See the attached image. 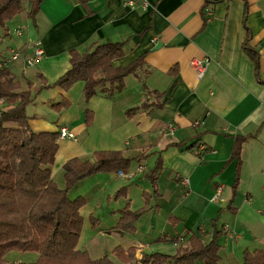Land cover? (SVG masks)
Instances as JSON below:
<instances>
[{
  "label": "crops",
  "instance_id": "crops-1",
  "mask_svg": "<svg viewBox=\"0 0 264 264\" xmlns=\"http://www.w3.org/2000/svg\"><path fill=\"white\" fill-rule=\"evenodd\" d=\"M128 1L42 0L35 25L23 9L1 35L8 39L6 53L18 48L27 55L37 40L43 47L44 55L34 66L26 67L22 59L7 63L22 89L30 84V90L33 80L27 74L34 70L38 79L42 75L47 83H54L69 67V51H83L95 42L127 39L125 53L115 58L113 65L126 66L142 56L148 69L146 74L142 67L137 76H127L122 89L113 95L98 92L88 101L82 93L83 82L77 81L73 85H77V98L81 94V106L72 103L69 91L73 85L61 90L70 103L63 112L56 110L60 112L58 121L47 128L67 126L76 135L78 148L59 145L52 177L54 167L56 172L63 171L64 163L72 157L93 161L94 151L100 149L139 156L140 161L133 160L121 170L133 171L142 163L147 171L155 170L157 177L158 195H151L147 171L131 178L119 176L117 170L99 172L79 181L70 193L84 195L83 183H88L109 199L126 187L122 207L129 203L130 209L138 212L135 229L145 226L140 228L145 233L115 230L120 208L109 216L107 227H99L97 221L92 225L90 220L84 231L82 226L78 247L86 249L92 259L116 246H136V257L147 251L173 254L185 239L165 241L157 239L159 235L176 237L190 229L207 242L217 229L222 232L221 264H240L243 249L264 248V82L260 81L264 80V0H221L209 4L205 15V0H147L146 8L143 0H131L132 5ZM244 5L250 44L259 56L258 74L241 47ZM14 29H21V34ZM157 43L161 46L154 49ZM193 57L207 59L200 78L189 64ZM143 84L150 91L163 93V105L150 113L128 112L143 102ZM48 89L39 88L44 93ZM146 97L152 99L151 94ZM48 98L45 94L42 100ZM86 106L93 111L90 125L84 123ZM237 136L246 137L240 144L238 164L231 158ZM195 140L197 145L186 149ZM203 148L208 151L197 154ZM117 177L125 180L110 183ZM219 187L221 200H212ZM133 192L139 197L135 202ZM84 196L87 203L81 214L89 204V197ZM195 264L203 262L198 259Z\"/></svg>",
  "mask_w": 264,
  "mask_h": 264
},
{
  "label": "trees",
  "instance_id": "trees-1",
  "mask_svg": "<svg viewBox=\"0 0 264 264\" xmlns=\"http://www.w3.org/2000/svg\"><path fill=\"white\" fill-rule=\"evenodd\" d=\"M221 0H205L203 13L207 6ZM28 3L26 15L32 25L36 24V14L42 0H0V25L12 20ZM247 7L244 5L242 23L244 38L241 47L254 64L255 73L259 71L257 50L250 44L251 32L246 25ZM127 39L117 42H95L83 51H69V67L54 83L49 84L39 75L41 88L57 86L68 90L77 81L83 82L82 93L88 101L96 93L113 95L122 89L124 80L129 75L137 76L143 67V74L148 72L143 57L140 56L126 66H114L112 61L121 57L126 51ZM0 59V264H115L108 254L98 258L89 257L86 250L78 247L83 224L81 208L87 203L84 195L70 196V191L81 180L99 172L127 169L133 160L140 157H128L121 150L100 149L94 151L93 161L72 157L63 165V186L59 187L52 177L51 167L58 151V129L33 131L29 124L30 116L26 107L31 102L29 85L22 89ZM175 70V68H171ZM264 82V80H260ZM145 97L143 102L128 112L142 110L148 113L163 105L162 92L148 90L143 84ZM151 94V98L146 95ZM63 98L51 104L55 110L69 105ZM93 111L84 108V123L90 125ZM245 136L234 138L231 158L238 164L241 142ZM198 140L186 146L193 149ZM203 148L200 152H207ZM237 169V168H236ZM155 170H148L145 176L151 180V195H158ZM237 182V174L233 187ZM126 187H120L113 197H125ZM147 198L146 192H143ZM172 217V216H171ZM138 212L130 209L126 203L120 210V216L113 227L117 231L132 232ZM170 219V218H169ZM89 220L94 225L97 218L92 215ZM222 232L214 229L210 240L203 242L199 234L190 229L182 235L168 237L159 235L157 239L177 242L185 239L186 249L179 248L173 254L158 251L142 252L135 259L136 246L122 248L116 246L110 255L123 263L141 264H195L201 259L203 264H221L220 237ZM168 239V240H167ZM35 252L34 261L8 262L4 256L7 252ZM240 264H264V248H245L241 253Z\"/></svg>",
  "mask_w": 264,
  "mask_h": 264
},
{
  "label": "rangeland",
  "instance_id": "rangeland-1",
  "mask_svg": "<svg viewBox=\"0 0 264 264\" xmlns=\"http://www.w3.org/2000/svg\"><path fill=\"white\" fill-rule=\"evenodd\" d=\"M27 8H28V3L24 2V9H27ZM23 13H24V11H22V14ZM6 26H8L10 28L9 21L0 25V59H4V58H2L3 56H1V53L3 55H5V59L10 56L9 53H6V51L8 49L5 47L6 43H8V39L7 38L4 39L1 37L2 32L5 31ZM10 30H9V34L14 35L13 32H15V30H17V29H14L12 33L10 32ZM18 30L21 31V29H18ZM36 72H37V70H34V71L29 72L27 74V77L33 80V84L30 87L32 100L27 105L26 111H27V114L30 116L29 123H30L31 129L33 131H42V130L50 129V128H47V126H49V125L54 126L55 123H57L58 114L60 112L53 109L51 107V104L61 101L63 98H65V96L63 95V93L61 91L62 89H60L57 86L52 87V88H54L53 90H52V88H49L46 91V93H44L43 91H40L39 88H40L41 83H40L38 77L35 75ZM76 86L77 85H73L71 87L69 93L72 92V103H73V105L76 106L78 104L81 106L83 104V101H80L81 94L78 96V98L75 94V91L77 90ZM23 87L24 88L26 87L25 82H23ZM58 91L61 93H58ZM45 94H47L49 96V98L47 100H42V97ZM63 110H65V108L61 109L60 111L63 112ZM38 129H41V130H38ZM81 136H82V134H81ZM58 143L61 146V148L64 145H66L71 150H76L78 148V145L72 139H66L63 141H58ZM53 171H54V177L53 178H54L55 182L57 183V185L59 187H62L63 186L62 171L59 170V172H56L55 167L53 168ZM146 171H147V168H146ZM143 173H145V172H143ZM121 179H124V178H121ZM121 179H120V177L114 178L110 181V183L112 181L113 182L121 181ZM83 186H84L83 187V191H84L83 194L89 197V199H88L89 204L87 206H85L84 207L85 209L83 208L84 210L82 211V215L85 218L84 224H82L83 231H84V226L86 224H89L88 213L91 211L92 208H93V211H92L93 217L98 219V221H97L98 224L101 222V224H99L100 225L99 227H101V228L107 227V225L109 223L108 222L109 216L116 213L118 209L122 208V206H123L122 197L115 199L113 197V194H114L113 193L109 197V199H106V193L105 192H102V191H99L95 188L89 187L88 183H83ZM132 189H133V187H132ZM70 196H74L73 191L70 193ZM133 198H134V202H135L139 197L137 194L134 193ZM216 201H218V200H216ZM112 209H115L114 212L112 211ZM144 218L145 217H143V219ZM141 227L145 228V226H141ZM141 227L136 226V229H135L136 234H138V233L144 234L145 233L143 230H140ZM179 240L181 241V239H179ZM186 246H187V244H186V242H184L182 245V249L185 250ZM79 248L86 250V249L81 248V247H79ZM147 252H150V251H147ZM108 255L111 258L110 253H108ZM36 257H37V253H35V252H19V251L7 252L4 256V258L8 262H15V263H18L21 261H23V262L34 261L36 259ZM140 257H141V255L138 257L135 256V259H139ZM93 259H95V258H93ZM114 260L116 261L117 264H126L123 262H119L117 259H114ZM137 262L138 261H136L133 264H138Z\"/></svg>",
  "mask_w": 264,
  "mask_h": 264
},
{
  "label": "built area",
  "instance_id": "built-area-1",
  "mask_svg": "<svg viewBox=\"0 0 264 264\" xmlns=\"http://www.w3.org/2000/svg\"><path fill=\"white\" fill-rule=\"evenodd\" d=\"M127 3L132 5L131 0H129ZM142 6H143V8H146L147 0L142 1ZM15 33L20 35L21 31L17 29V30H15ZM9 55L10 56L3 61L2 65H7L8 62H11V61L13 62V61H17L19 59H22L24 61V65L26 67H30V66H34L35 64H37V62H39L42 59V57L44 55V50H43V47L41 45V42L39 40H37L34 42L32 50L30 51L29 54L24 55L23 50L18 49V48H9ZM189 64H190L191 68L195 71V74L197 75V77L200 78L203 76V74L206 71L207 59L205 57H202V58L193 57L190 60ZM0 104H2V99H0ZM168 128L172 129L173 128L172 124H169ZM58 139L76 140V135L73 132H71L67 126H60L58 128ZM143 172H146V166L139 163L134 167L133 171L132 170H129V171L118 170L117 174L119 176L131 178L136 173H143ZM220 192H221V188L219 187L216 189L212 200H215V201L221 200L220 199ZM137 263L141 264L139 261Z\"/></svg>",
  "mask_w": 264,
  "mask_h": 264
},
{
  "label": "water",
  "instance_id": "water-1",
  "mask_svg": "<svg viewBox=\"0 0 264 264\" xmlns=\"http://www.w3.org/2000/svg\"><path fill=\"white\" fill-rule=\"evenodd\" d=\"M160 46H161V44H160V43H157L156 46H154V49H155V48H158V47H160Z\"/></svg>",
  "mask_w": 264,
  "mask_h": 264
}]
</instances>
